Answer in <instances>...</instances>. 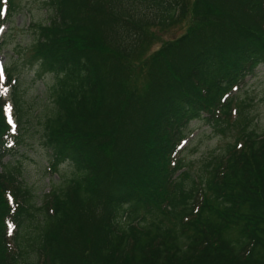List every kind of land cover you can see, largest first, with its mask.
Listing matches in <instances>:
<instances>
[{
	"label": "trees",
	"instance_id": "obj_1",
	"mask_svg": "<svg viewBox=\"0 0 264 264\" xmlns=\"http://www.w3.org/2000/svg\"><path fill=\"white\" fill-rule=\"evenodd\" d=\"M47 3L31 58L56 79L49 169L72 171L34 204L4 163L20 138L0 80V264H264V131L246 128L237 99L264 64V0ZM16 7L0 0V24ZM187 16L178 38L145 55L152 28ZM194 120L240 132L200 173L179 155Z\"/></svg>",
	"mask_w": 264,
	"mask_h": 264
},
{
	"label": "rangeland",
	"instance_id": "obj_2",
	"mask_svg": "<svg viewBox=\"0 0 264 264\" xmlns=\"http://www.w3.org/2000/svg\"><path fill=\"white\" fill-rule=\"evenodd\" d=\"M47 2L14 0L17 7L12 14L9 11L8 20L0 30V71L4 74L2 82L6 83V101L13 112L15 104L12 91L15 90L19 97L17 106L22 112L19 120L12 116L13 130L20 138L18 151L12 156H6L4 163L15 173L18 181L30 189L36 206L42 205L52 190L64 188L72 171L68 163L60 164L57 172L48 168L45 122L53 114L49 88L56 79L53 75L38 72L31 58V47L37 39L36 24L47 23L53 15ZM190 23L191 17L187 16L167 29L152 28L154 37L161 41L174 38L182 34ZM159 44L154 45V48ZM254 72V75L246 77L237 90V99L242 102L246 128L264 131V64L256 67ZM7 73L11 77L9 82ZM144 85L143 75L137 74L131 88L138 91ZM189 128L192 131L182 142L179 155L196 173H200L207 159L220 156L240 133L234 127H227L224 132H214L199 120L192 121ZM25 224L28 230H32L34 225L39 224V220H25ZM18 230L20 234L23 233V229Z\"/></svg>",
	"mask_w": 264,
	"mask_h": 264
},
{
	"label": "bare ground",
	"instance_id": "obj_3",
	"mask_svg": "<svg viewBox=\"0 0 264 264\" xmlns=\"http://www.w3.org/2000/svg\"><path fill=\"white\" fill-rule=\"evenodd\" d=\"M181 35V34H180ZM179 35V36H180ZM179 36H176L174 38H169V39H166V40H158L157 37H154L153 36V42L151 43L149 49L147 50L146 52V56H148L149 54H151L153 51L155 52L162 44H164L165 42L169 41V40H174L176 38H178ZM157 43H160L157 47L154 48V45H156ZM3 95V94H2ZM19 142H20V139H19ZM18 142V144H19ZM46 149H47V145H46Z\"/></svg>",
	"mask_w": 264,
	"mask_h": 264
},
{
	"label": "snow or ice",
	"instance_id": "obj_4",
	"mask_svg": "<svg viewBox=\"0 0 264 264\" xmlns=\"http://www.w3.org/2000/svg\"><path fill=\"white\" fill-rule=\"evenodd\" d=\"M4 79V74L2 71H0V80H3ZM3 91H7V89H3Z\"/></svg>",
	"mask_w": 264,
	"mask_h": 264
}]
</instances>
